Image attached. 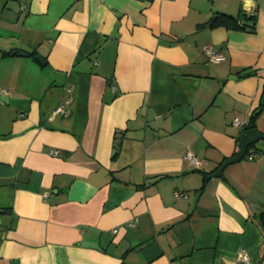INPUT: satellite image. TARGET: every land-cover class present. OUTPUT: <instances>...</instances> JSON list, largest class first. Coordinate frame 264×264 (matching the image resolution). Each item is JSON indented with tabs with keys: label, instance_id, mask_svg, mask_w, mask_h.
Masks as SVG:
<instances>
[{
	"label": "crops",
	"instance_id": "0c3cea01",
	"mask_svg": "<svg viewBox=\"0 0 264 264\" xmlns=\"http://www.w3.org/2000/svg\"><path fill=\"white\" fill-rule=\"evenodd\" d=\"M254 112L264 0H0V264H259Z\"/></svg>",
	"mask_w": 264,
	"mask_h": 264
},
{
	"label": "water",
	"instance_id": "95a60500",
	"mask_svg": "<svg viewBox=\"0 0 264 264\" xmlns=\"http://www.w3.org/2000/svg\"><path fill=\"white\" fill-rule=\"evenodd\" d=\"M13 54H19L23 55V52H14ZM36 59L39 60L40 62H43V59L36 55ZM264 137L257 128H246L244 129L240 136H239V142H240V149L236 153L235 156L232 158L226 160L223 162V164L218 168V170L214 173V176H222L223 170L225 169L226 166L239 162L242 158L247 153V149L255 144L260 138ZM83 246H89V247H94V248H99L98 244L90 241H84L81 243ZM259 264H264V260H260Z\"/></svg>",
	"mask_w": 264,
	"mask_h": 264
},
{
	"label": "trees",
	"instance_id": "16d2710c",
	"mask_svg": "<svg viewBox=\"0 0 264 264\" xmlns=\"http://www.w3.org/2000/svg\"><path fill=\"white\" fill-rule=\"evenodd\" d=\"M231 22H233V24L236 28H240V29H244V30H247V29L252 30L254 28V24H255L254 23L255 22V14L254 15L244 14L238 19H233L229 16L221 15L218 23L219 24H225V23L229 24ZM240 22H242V23H240ZM214 24H216V22L210 24V26H214ZM258 112H254V114L251 117L250 123L247 125V128H256L255 119H256ZM252 147H253V145L247 149V153L244 156V158L251 156L252 151H253ZM257 219H258L259 225L261 226V228L264 232V212L259 214Z\"/></svg>",
	"mask_w": 264,
	"mask_h": 264
},
{
	"label": "built area",
	"instance_id": "2783aa9c",
	"mask_svg": "<svg viewBox=\"0 0 264 264\" xmlns=\"http://www.w3.org/2000/svg\"><path fill=\"white\" fill-rule=\"evenodd\" d=\"M255 13H249V15H254ZM242 23V22H240ZM205 51L207 53V55L211 58V61L213 62H221L224 58L221 54L217 53L212 47H206L205 48ZM57 111L58 112H63V108L61 106H59L57 108ZM233 125L238 127V126H241L242 125V122L239 120L238 117H236L233 121ZM251 157H256V155L252 152L251 154ZM185 159L188 161V163L191 165V166H197L199 161H198V158L192 153V152H187L185 154ZM176 196L177 197H180V194L179 193H176ZM238 260L241 261V262H248V255L245 251H241L239 252L238 254Z\"/></svg>",
	"mask_w": 264,
	"mask_h": 264
}]
</instances>
